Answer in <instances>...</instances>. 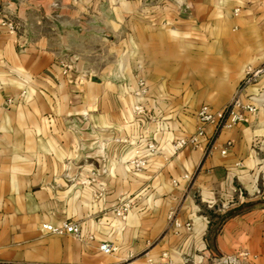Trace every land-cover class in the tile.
I'll list each match as a JSON object with an SVG mask.
<instances>
[{
  "label": "crops",
  "instance_id": "0c3cea01",
  "mask_svg": "<svg viewBox=\"0 0 264 264\" xmlns=\"http://www.w3.org/2000/svg\"><path fill=\"white\" fill-rule=\"evenodd\" d=\"M60 3L0 0L18 21L0 27V264H160L163 251L186 264L245 251L241 264H264V75L240 94L256 111L233 127L196 116L202 104L221 111L244 68L264 64V0H165L126 21L120 3L96 28ZM200 127L199 145L171 152ZM147 140L159 152L134 172L127 161ZM62 220L92 240L40 229Z\"/></svg>",
  "mask_w": 264,
  "mask_h": 264
},
{
  "label": "built area",
  "instance_id": "2783aa9c",
  "mask_svg": "<svg viewBox=\"0 0 264 264\" xmlns=\"http://www.w3.org/2000/svg\"><path fill=\"white\" fill-rule=\"evenodd\" d=\"M0 27H4L10 33H13L15 31V24L1 15H0ZM61 67H62V73H66L71 69L72 63L62 62ZM243 74H244L243 78L241 79L236 89V94L231 98V100L227 103V105L222 108L221 111L213 112L204 104L200 105L196 109L197 120L200 124H210V125L214 124L216 127L228 129L233 127L236 123L242 121L243 114L245 113V111L250 113L256 111L257 108L253 103V101L249 99L248 101L243 102L240 99V94L242 90H244V87L255 82L259 77H261V75H264V64H262L260 67L257 68H251L249 66H246L244 68ZM146 92H147V86L144 80L142 79L137 80V88L134 94H136V96L141 98L142 96L146 95ZM132 111L137 115H141V113L145 112L144 105L142 103L135 102L132 105ZM203 135H204L203 128L200 127L197 129L196 132H194V134L178 137L176 140L171 142L170 150L172 153H175L183 147L197 146L199 145L198 143ZM114 141L124 145L125 143H129L126 137L114 138ZM144 146H145L144 153H142L141 156L137 155L139 151L136 149L134 150L135 155L129 158L127 161V164H129V166L134 172H141L143 168L147 165L146 163L147 157L159 152V149L157 148V146L154 145L152 141L147 140ZM221 153H224V150H221ZM183 177H186V175H183ZM94 179H95L94 174L92 173L88 179L82 180L81 182L89 183ZM173 183H175V181H173ZM100 195H101L100 191L94 193V196H100ZM128 206L129 204L127 202V203H123L122 205H118L114 207L112 209L113 215L121 220L125 219L126 217L125 213L128 209ZM172 224L176 227L179 226V223L175 220L172 221ZM183 225L185 227H188L189 223H184ZM40 229H42L46 233H51L55 235L68 234L74 237L75 239L77 238V239L92 240L93 238L92 235H85L81 233L79 224L77 222H68L66 220H62L58 222V224L56 225L50 223H41ZM97 249L105 254H111V252L115 250V246L110 245L106 242H100L97 244ZM247 255L248 254L245 251H240L232 255H221L215 257V259L212 261L211 264H241V260L246 259ZM160 257L163 258V261L160 264H186L184 261L174 262L165 251L161 253ZM190 264H197V263L192 262Z\"/></svg>",
  "mask_w": 264,
  "mask_h": 264
},
{
  "label": "rangeland",
  "instance_id": "374dc122",
  "mask_svg": "<svg viewBox=\"0 0 264 264\" xmlns=\"http://www.w3.org/2000/svg\"><path fill=\"white\" fill-rule=\"evenodd\" d=\"M61 0H53V6L59 7L61 6ZM165 0H72L74 9H79L81 11L87 10L88 12L85 14L87 20H90L92 26L95 28L98 26L100 20H103L107 17L111 20V9L112 8H120V3H123L122 12L124 14L123 18L131 20V15L134 13L136 17L140 15V18L144 15L147 16L148 13L155 14L158 12V9L162 7ZM67 2V0H64ZM119 11V10H118ZM0 15L2 13L0 12ZM4 17V16H3ZM15 24V31L16 27L18 26V21H15L9 17H4ZM121 17H118V19ZM124 21V22H125ZM14 31V32H15ZM63 63H68V61H64Z\"/></svg>",
  "mask_w": 264,
  "mask_h": 264
},
{
  "label": "water",
  "instance_id": "95a60500",
  "mask_svg": "<svg viewBox=\"0 0 264 264\" xmlns=\"http://www.w3.org/2000/svg\"><path fill=\"white\" fill-rule=\"evenodd\" d=\"M91 80H94V81L96 80V81H98L96 78H91Z\"/></svg>",
  "mask_w": 264,
  "mask_h": 264
}]
</instances>
